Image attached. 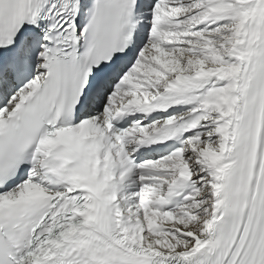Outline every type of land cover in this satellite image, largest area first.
<instances>
[{
  "label": "snow or ice",
  "instance_id": "6c2138e0",
  "mask_svg": "<svg viewBox=\"0 0 264 264\" xmlns=\"http://www.w3.org/2000/svg\"><path fill=\"white\" fill-rule=\"evenodd\" d=\"M0 264H264V0H0Z\"/></svg>",
  "mask_w": 264,
  "mask_h": 264
}]
</instances>
